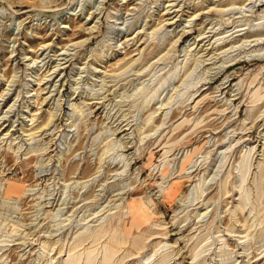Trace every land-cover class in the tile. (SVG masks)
<instances>
[{"label":"rangeland","instance_id":"1","mask_svg":"<svg viewBox=\"0 0 264 264\" xmlns=\"http://www.w3.org/2000/svg\"><path fill=\"white\" fill-rule=\"evenodd\" d=\"M105 256L264 264V0H0V264Z\"/></svg>","mask_w":264,"mask_h":264},{"label":"bare ground","instance_id":"2","mask_svg":"<svg viewBox=\"0 0 264 264\" xmlns=\"http://www.w3.org/2000/svg\"><path fill=\"white\" fill-rule=\"evenodd\" d=\"M217 82H218V80H217ZM228 84V83H227ZM230 86V85H229ZM5 189V188H4ZM19 188L18 187H12V189L10 190V192L8 193V195H11V194H15V193H17V190H18ZM142 206H144L145 207V209L147 210V211H149V208L143 203L142 204ZM96 239V238H95ZM86 240V239H85ZM98 240V239H97ZM96 241V240H95ZM83 242V241H82ZM96 243V242H95ZM80 244V243H79ZM78 244V245H79ZM110 256L109 257H106L105 256V258H104V260H103V263L102 264H109V261H110ZM74 260V259H73ZM88 263H90V260L88 261ZM87 263V264H88ZM67 264H75V262H73L72 260H71V258H70V260L69 261H67Z\"/></svg>","mask_w":264,"mask_h":264}]
</instances>
